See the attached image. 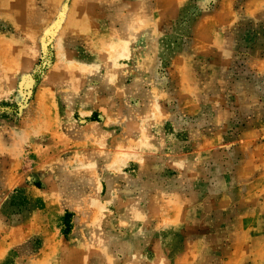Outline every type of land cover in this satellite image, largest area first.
Listing matches in <instances>:
<instances>
[{"label": "rangeland", "instance_id": "obj_1", "mask_svg": "<svg viewBox=\"0 0 264 264\" xmlns=\"http://www.w3.org/2000/svg\"><path fill=\"white\" fill-rule=\"evenodd\" d=\"M0 264H264V0H0Z\"/></svg>", "mask_w": 264, "mask_h": 264}]
</instances>
